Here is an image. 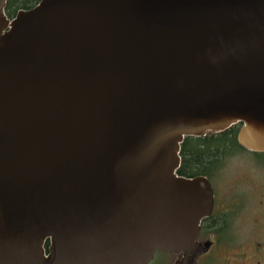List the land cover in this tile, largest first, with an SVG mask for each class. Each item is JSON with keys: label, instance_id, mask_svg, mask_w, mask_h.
Returning a JSON list of instances; mask_svg holds the SVG:
<instances>
[{"label": "water", "instance_id": "95a60500", "mask_svg": "<svg viewBox=\"0 0 264 264\" xmlns=\"http://www.w3.org/2000/svg\"><path fill=\"white\" fill-rule=\"evenodd\" d=\"M5 4L0 264L202 252L214 189L177 174L180 144L238 124L264 152V0Z\"/></svg>", "mask_w": 264, "mask_h": 264}, {"label": "rangeland", "instance_id": "374dc122", "mask_svg": "<svg viewBox=\"0 0 264 264\" xmlns=\"http://www.w3.org/2000/svg\"><path fill=\"white\" fill-rule=\"evenodd\" d=\"M250 151L230 154L213 176L215 214L226 228L199 243L196 264H264V158ZM221 221V220H220ZM213 233V234H212ZM206 241V242H205ZM154 258V257H153ZM148 264H164L159 253ZM169 263L171 255H169Z\"/></svg>", "mask_w": 264, "mask_h": 264}, {"label": "trees", "instance_id": "16d2710c", "mask_svg": "<svg viewBox=\"0 0 264 264\" xmlns=\"http://www.w3.org/2000/svg\"><path fill=\"white\" fill-rule=\"evenodd\" d=\"M39 1L40 0H6L4 12L9 18H12L19 9L31 8ZM238 128L239 125L237 124L219 132L207 131L200 136H186L180 144V165L176 170L177 174L185 177L204 175L213 183V176H217L219 169L230 154L249 151L241 147L237 142L236 136ZM252 153L259 157L260 160H263L261 158H264V152ZM214 207L215 199L210 216L204 218L201 222L198 236L199 241L207 240L206 238L210 231L220 233L227 226L223 217L229 216L230 213H222L219 217L215 214ZM47 246L48 242L45 244L46 248Z\"/></svg>", "mask_w": 264, "mask_h": 264}, {"label": "flooded vegetation", "instance_id": "af4514ba", "mask_svg": "<svg viewBox=\"0 0 264 264\" xmlns=\"http://www.w3.org/2000/svg\"><path fill=\"white\" fill-rule=\"evenodd\" d=\"M156 253H159L160 256L163 258L162 259V262H164L166 260V262L164 264H170L168 262L169 261V258H167L169 255H171V257H172L171 258L172 264H196L195 263L196 262L195 256L198 254V253H196V255L195 254L194 255H190V254L187 255L184 250L177 251V252H162V251H156L154 253V255H153L154 258H155V254Z\"/></svg>", "mask_w": 264, "mask_h": 264}]
</instances>
